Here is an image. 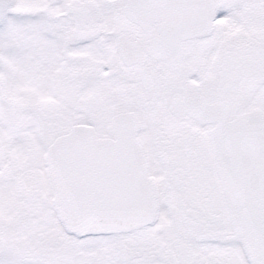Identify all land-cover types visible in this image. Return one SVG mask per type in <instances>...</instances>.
Wrapping results in <instances>:
<instances>
[{
	"label": "snow or ice",
	"instance_id": "1",
	"mask_svg": "<svg viewBox=\"0 0 264 264\" xmlns=\"http://www.w3.org/2000/svg\"><path fill=\"white\" fill-rule=\"evenodd\" d=\"M0 264H264V0H0Z\"/></svg>",
	"mask_w": 264,
	"mask_h": 264
}]
</instances>
